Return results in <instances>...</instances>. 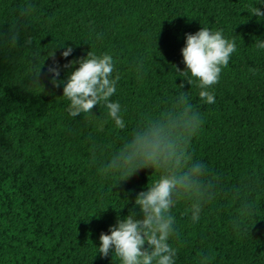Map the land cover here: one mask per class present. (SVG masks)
Returning <instances> with one entry per match:
<instances>
[{
	"label": "trees",
	"instance_id": "1",
	"mask_svg": "<svg viewBox=\"0 0 264 264\" xmlns=\"http://www.w3.org/2000/svg\"><path fill=\"white\" fill-rule=\"evenodd\" d=\"M27 4L33 11L23 14ZM251 6L264 12V0H0V40L21 28L16 48L0 43V264H120L97 253L100 235L129 210L142 218L135 199L159 173L141 169L114 186L120 178L102 175L100 162L181 92L202 117L188 152L219 184L199 221L188 200L170 210L176 264H199L201 253L210 264H264V49L254 45L264 42V18L250 16ZM203 27L237 48L212 104L176 71L186 70V34ZM89 51L113 57L120 79L110 101L120 103L124 129L103 104L75 118L67 111L64 82L79 64L64 66ZM57 64L53 84L48 68ZM243 200L254 212L236 228Z\"/></svg>",
	"mask_w": 264,
	"mask_h": 264
},
{
	"label": "clouds",
	"instance_id": "2",
	"mask_svg": "<svg viewBox=\"0 0 264 264\" xmlns=\"http://www.w3.org/2000/svg\"><path fill=\"white\" fill-rule=\"evenodd\" d=\"M32 11L33 6L27 4L23 14ZM247 12L250 16L264 18V12L257 7L251 6ZM20 35L21 28L13 25L0 43L16 48ZM31 42L28 39L25 43L28 45ZM254 45L256 49H264V42L259 39ZM236 50L235 40L226 39L222 30L212 31L203 27L195 34H186V44L181 50L186 70L176 71L188 84L196 82L200 99L212 104L215 97L210 89L218 83L222 68L229 64ZM72 51L69 47L62 56L67 58ZM49 56L54 59V52ZM76 63L79 67L71 73L63 87L62 96L70 102L67 109L69 115L75 118L81 114H92L94 106L103 104L115 127L124 129L121 105L110 101L120 79L118 75L113 78V57L107 53L97 56L89 51L85 58L70 61L64 67H73ZM48 72L53 84H57L60 75L58 64L49 67ZM178 86L181 89L184 87L183 84ZM201 121L202 117L188 95L181 92L171 107L159 114L146 116L133 129L127 141L110 158L100 162L102 175L120 178L114 186L141 169L150 168L159 173L158 179L148 184L147 190L138 193L135 199L134 207L138 206L142 218L137 219V213L129 210L122 220L117 217L116 224L109 228L110 235L101 233L97 253L102 257L112 252L120 264H176L177 249L169 243L175 232V218L170 210L181 200H188L191 220L194 223L199 221L202 206L216 198L219 184L211 177L207 165L194 160L188 152L191 137ZM253 212V202L241 201L232 220L233 226L239 228ZM198 258L199 264H210L211 254L201 253Z\"/></svg>",
	"mask_w": 264,
	"mask_h": 264
}]
</instances>
